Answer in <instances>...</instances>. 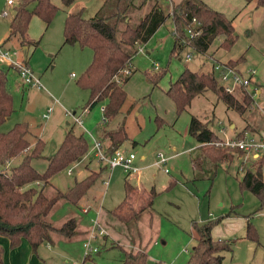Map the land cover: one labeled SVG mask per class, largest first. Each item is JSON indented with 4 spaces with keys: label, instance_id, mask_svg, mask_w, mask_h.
Here are the masks:
<instances>
[{
    "label": "rangeland",
    "instance_id": "1",
    "mask_svg": "<svg viewBox=\"0 0 264 264\" xmlns=\"http://www.w3.org/2000/svg\"><path fill=\"white\" fill-rule=\"evenodd\" d=\"M6 1L0 0V12L6 8L9 12L6 18L11 20L14 8L7 5ZM205 1L233 19L236 40L231 49L222 47L223 37H219L211 43L206 53L186 47L179 56H171L173 21L170 18L160 27L158 34L150 42L141 46L142 50L138 48L139 51L132 60L135 72L129 84L125 86L127 101L136 100L138 102L135 110L137 115L130 114L127 118L129 140L121 147L134 151L138 160L144 157L143 163L145 164L154 163L141 173L143 174L142 180H139L141 183L139 186L148 189L155 186L159 192L154 206L145 211L138 222L121 223L110 216L107 222L104 220L108 211L117 207L124 199L125 179L130 176L132 183L135 184L138 181L133 179V173L127 174L120 167L109 169L96 156L93 141L87 131L96 136L97 131L106 125L103 121L102 105L98 104L93 110L91 109L88 119L84 120L86 130L76 125L78 131L85 132V137L89 142L90 158L87 156L86 162L91 160L93 166L99 162V167H95L96 170L93 172L106 167L103 175L105 180L98 181L87 194V196L95 197L97 203L96 205L84 204L82 208V203L76 206L61 202L53 210L52 220L60 225L68 217L78 216L83 219L81 225L91 230L94 227V220L98 219L106 230V236L113 237L108 244L117 247L133 248L134 246L129 242L142 240L145 243L158 235L155 236L158 243L152 247L151 257L165 264H185L193 247L197 244L193 230L194 222L200 224L207 220L224 217L212 231L215 240H226L232 243L230 251L222 252L224 264H264V205L255 194L240 185L244 175L243 163H250L251 160L236 156L233 161L220 163L217 166L208 164L203 171L196 170L192 159L200 154L197 149L199 144L189 133L191 117L196 116L224 138H235L242 130H249L247 136L254 138L259 139L264 136V7L256 8L254 2L248 4L245 0ZM53 2L60 7V10L52 20L38 50H31L27 62L41 78L44 88H25L22 82V90L13 92L16 111L1 126L0 131L13 127L15 120L24 118L25 113L31 115L33 123H44L42 114L47 107L44 97H49L51 100L53 95L65 104L66 101L76 102V107L69 109L77 111L78 114H81L87 105L89 91L81 89L77 82L86 69L84 68L86 62L83 63L84 56L88 55L90 63L93 60L92 50L90 48H82L80 51L62 49L59 52L64 42V35L61 33L57 49L53 47L54 42H47V38L52 37L53 39L60 33V27L61 25L63 27L65 22V18L62 20L65 12L76 13L84 9V16L89 18L97 13L103 1L75 0L68 7L64 6L61 0H53ZM175 4L173 0L172 3H161L167 13L174 8ZM147 9L148 7H145L142 12L145 13ZM39 20L43 26V34L45 32L44 22ZM50 32L53 33L50 34ZM40 37L41 35L32 38L40 40ZM47 46L51 47L50 52L47 51ZM65 48L73 47L66 46ZM22 52L23 49H20L19 57L24 56ZM188 52L193 53L190 61L186 60ZM51 54L56 57H51ZM81 57L82 63L79 60ZM229 60H240L237 63L238 67L244 71L250 68L256 70L253 85H258L262 94L255 96L251 108L241 114L228 108L226 103L219 99L213 91H207L195 98L186 111L178 113L174 101L166 94L170 83L175 81L186 67L198 72H210L215 61L228 62ZM158 66L164 71H155L154 68ZM150 72H153L152 74L165 73L156 87H153L147 78ZM10 75V84L13 80L20 82L17 76L14 77L13 71ZM215 75L218 77V72H215ZM240 91L239 89L237 91L239 92L238 97L242 98ZM24 106L27 107L23 113ZM157 116L163 118L166 123L159 127ZM67 121L72 124L70 118ZM118 121L116 117L110 122L108 128L114 127ZM66 126H68L67 123ZM32 136L30 134L28 138L33 142ZM98 138L101 139L100 136ZM132 140H137L139 143L134 144ZM103 142L106 145L107 142ZM53 151L49 148V155L55 152ZM160 153L169 156L170 159L166 164L155 165ZM20 161L21 157L14 160L13 165H17ZM47 165L46 159L34 161V166L41 172L46 170ZM85 166V162L72 164V173L68 171L70 167L59 172L52 178V184L59 189L67 190L76 180L80 181L88 176L89 171ZM172 182L174 183L171 185ZM227 215L236 218L235 224H230L231 221L228 219L230 217ZM247 216H251L250 219L257 229L259 243L246 237L247 220L245 219ZM89 233L90 231L86 237ZM101 238L103 237L92 240V246H99L101 252L91 257L85 264H122L121 250L101 243ZM124 239L128 241V244ZM86 240L82 241L80 238L70 240L74 257H69L62 251L51 253L52 251L49 250L52 249H47V245L43 246L42 251L46 252L45 261L41 259L40 262L42 264H83L86 255L84 248ZM58 244L59 242L54 247L59 248Z\"/></svg>",
    "mask_w": 264,
    "mask_h": 264
},
{
    "label": "trees",
    "instance_id": "2",
    "mask_svg": "<svg viewBox=\"0 0 264 264\" xmlns=\"http://www.w3.org/2000/svg\"><path fill=\"white\" fill-rule=\"evenodd\" d=\"M61 1L68 7L75 0ZM102 1L97 13L89 18L84 16L83 9L76 13L67 12L63 43L78 44L81 48H90L93 52L92 62L77 83L79 87L89 91L86 109H93L98 104L105 105L103 118L106 125L100 128L99 134L101 141L107 142V153L111 154L129 140L125 120L116 128H108V125L121 113L127 101L125 84L131 77L128 74L131 72L132 59L139 51V45L147 43L170 18L181 37L185 34V27L194 18L200 22L201 34L192 40V46L198 52L206 53L211 43L219 37H223L221 46L231 49L236 38L233 19L205 0H182L176 3L173 17L170 12L164 10L161 0ZM245 1L248 4L254 2L256 8L264 7V0ZM145 7L148 9L143 13ZM59 10L60 7L53 0H16L7 41L16 39L21 49H37L40 40L33 39L29 32L32 19L38 17L48 27ZM174 38L171 56H179L184 46L178 38ZM29 55L30 52L27 58L23 56L27 65ZM238 61L240 60H229L227 63L238 67ZM164 74L148 73L147 78L153 87H156ZM239 90L242 98L238 97V90L234 93L228 92L213 70L198 72L186 67L179 77L170 83L166 94L174 101L178 113L186 111L196 97L213 91L228 108L243 114L251 108L255 98L245 89ZM14 111L9 69L0 67V128ZM156 120L159 121V127L166 123L159 116ZM76 125L75 123L69 126L63 142L51 156L44 154L43 139L37 138L34 144L29 140L31 131L28 122H17L8 131H0V236L9 240L11 249L17 248L23 240H27L33 253H38L43 244L54 243L55 236L71 240L79 234L78 216H70L57 225L52 220L53 210L61 202L79 206L89 190L98 181L103 180L106 167L91 172L80 181L76 180L67 190L52 184L51 180L56 174L71 167L89 152L85 132L78 131ZM248 132L249 130H242L235 138H245ZM189 133L199 144L197 149L200 154L192 159L196 170L203 171L208 164L217 166L233 161L236 156L242 158L245 155L241 149L221 144L225 138L196 116L191 117ZM20 157V163L13 165L14 160ZM39 159L48 161L44 172L34 166V161ZM250 160V163H243L244 175L240 185L255 194L264 205V154L256 158L250 157L248 161ZM124 189V199L117 207L108 211V216L121 223L138 222L143 213L154 206L159 192L155 186L148 189L136 185L128 177L125 179ZM250 217L247 216L246 237L259 243L257 229ZM223 218L207 220L200 224L194 222L193 230L197 244L185 264H224L222 252L230 251L232 243L215 240L212 236L214 227ZM117 248L123 254L122 264H165L151 259L147 248L142 245L138 248ZM4 253L5 250L0 245V264H4ZM90 259L91 257H85L82 263L85 264Z\"/></svg>",
    "mask_w": 264,
    "mask_h": 264
},
{
    "label": "crops",
    "instance_id": "3",
    "mask_svg": "<svg viewBox=\"0 0 264 264\" xmlns=\"http://www.w3.org/2000/svg\"><path fill=\"white\" fill-rule=\"evenodd\" d=\"M173 2L179 3V2H181V0H173ZM6 4L9 5L7 3V1H6ZM15 4L9 5V6L10 7L12 6V8H14V5ZM3 10H7V9L5 8ZM2 11L0 12V45L4 49H6V50H16V51L19 52V50L21 49V46H20V43H19L18 40L12 39L10 41H7L8 36H9V32H10V20H8L6 18L8 16H3L2 15ZM66 16H67V13L65 12V14L63 15L62 20L64 18L66 19ZM39 19L40 18H38V17H34L32 19L31 24H30L29 31H30V35L32 37H34V38L41 35V37H40V44H41L44 36L47 33L46 31L50 28L52 22L50 23V25L48 27L44 24V26H45V32L42 34L43 26L39 22L40 21ZM63 30H64V25H63V27L61 25V27H60V33L58 35H56L53 39H52V37L47 38V42H49V43H53L54 42V46L53 47L55 49H57L58 46H59V39H61V33L63 35ZM159 30H160V28L158 29V31L155 33V35L148 42H150L158 34ZM51 33H53V32H50V34ZM174 43H175V38L173 36V47H174ZM66 46L67 47H73V48H65ZM46 48H47V51L50 52L49 51L50 50L49 48H51V47L47 46ZM62 49H75L76 51H80V49H82V48L78 44H76V45H70V44H64V43H62V45L59 48V52ZM31 50L32 49L29 50L30 53H31ZM37 50L35 49V51H37ZM50 56L51 57H56V56H53L52 54ZM15 58H17L18 60H21V59H23V56H20L19 57V55H18ZM79 60L82 63V57L79 58ZM85 62H86V65H84L85 66L84 68H87L90 65V61H89L88 55H85L84 56L83 63H85ZM28 66L33 70V68L30 66V64H28ZM0 67L5 68V69H9V75H10V72L13 71L14 72V77L17 76L19 78V80H20V82L19 81L17 82V81H14V80H13V82L11 81L10 87H11L12 92H14V91L15 92H18V91L22 90L21 85H22L23 79L20 77V74H19L18 69L15 66H11V64L9 63L8 60L3 59L1 57H0ZM159 69H160V67H159ZM159 69H155L154 68L155 71H157ZM130 70H131L132 73L130 72L128 75H131L133 77V73L135 72L134 66H133V62L131 63ZM34 73L39 77V75L35 71H34ZM150 73H153V72H150ZM130 81L131 80L129 79V81L125 84V86L127 84H129ZM23 86L25 88L28 87V86H26L24 84V82H23ZM255 87L257 88L258 95L259 94H262V90L259 88V86L258 85H255ZM41 88H44L43 83H42V87ZM41 88H39V89H41ZM13 95H14V93H13ZM51 95L52 94H50V96ZM44 98L46 99L45 100V104L47 106L46 107V110L42 114L43 120H45L44 123H39V122L33 123L32 119L30 118L31 115H27L26 113L24 114V118H22V119L19 118V119L15 120V123L22 122V121L28 122L30 124L31 134L33 135L32 136L33 137V140H34L33 141V144L35 143V141H36L37 138L43 139L45 141L44 154L46 156H51L48 153L49 148L50 149H53L56 152L57 149L60 147L61 143L63 142L64 137H65V135H66V133H67V131L69 129V126L75 124L74 121H73V118H71L68 115V112H74V113H77V114H78V112L77 111H74L72 109H69V108H75L76 107V102L75 103H70V102L66 101V104H65L59 98H56V97L54 98L53 95L51 96V100H49V97H47V98L44 97ZM29 99H28V101H29ZM145 99H147V98L145 97ZM29 102L32 103L31 101H29ZM137 102L138 101H136V100L133 101V102H132V100L131 101H127L124 104L121 113L118 116H116V117H118V120H119L117 122L118 124L120 122H122L123 120H125L127 131H129V127H127V118H128V116L130 114L137 115V112H135V110L137 109V105H136ZM26 107L24 106L23 113L25 112ZM50 108L52 109V112L50 113V116L48 118L44 117L45 113ZM92 110L91 109L84 108V110L81 112V114H78V115H82V121H83V126L82 127L83 128H84V120H87L88 119V117L90 115L89 113H91ZM102 115H103V113H102ZM68 118L71 119L72 124H70V122L67 121ZM66 123H67L68 126H66ZM118 124H116L112 128H116L118 126ZM10 128L11 127H8V129H3V130L4 131H8ZM96 136H98V137L100 136L99 130L97 131V135ZM222 138H224V137H222ZM133 143L135 144V143H139V142L137 140H134ZM123 145H122V147H123ZM87 156H89V158H90L89 152H88V154L81 161H78L77 163L85 162L86 163V166L85 167L89 171V174H90L91 172H93L94 170H96L95 167H99V162L97 163V165L93 166L91 164L92 163L91 160H89L88 162H86ZM167 157L170 159L169 156H167ZM144 160H145L144 157H142L141 160H138V157L136 158V164L141 167V169H140L139 172L133 173L134 174L133 175V179H135L136 181H138L137 183H135L136 185H140L141 184V183H139V180H142L141 177L143 176V174H141V173L144 170H146L149 167H151V166L154 165V163L145 164V163H143ZM111 170H113V169H111ZM128 179L130 180V176L128 177ZM103 180H105V179L103 178ZM96 201L97 200L95 199V197L86 196V197H84L82 199V201L80 203H82V208H83V205L84 204H88V203H92V204L96 205V203H97ZM229 217L230 218H228V219H229V221H231L230 224H235L236 218L235 217H232V216H229ZM52 218H53V216H52ZM104 220L107 222V220H109V216L106 215ZM104 220H102V221H104ZM245 220H247V218ZM79 222H80L79 223V230H78L79 231V234L75 238H73V239L80 238L83 241V240H85L87 238L86 236H87L88 232L90 231V228L88 229V227H84V226L81 225V222H83V219H80ZM155 236H154V239H153L154 241L152 240V238H150L145 243L142 240L141 241H138V242H129V243H131V244L133 243L134 246H136L137 248L140 245H142L143 247L147 248V250H148V252L150 254L152 247L155 246L158 243V240H157V238H155ZM73 239H71V240H73ZM109 240L110 241L113 240V237L108 236V237H103V238L100 239L101 243H105V244H107V246L112 247V246H110L108 244ZM124 241H125V239H124ZM57 242H59V244H58V247L59 248H55L54 247L55 244H57ZM125 242H126V244H128V241H125ZM71 243L72 242L70 240H67V239L62 238V237L55 236V242L54 243H46V244H43L40 247L38 253H33L32 248H31V245H30V243L27 240H23L22 243H21V245L18 246L17 248L11 249L10 248V242H9V240L6 237H4V236H0V245L5 250V253H4V264H42L40 262V260L42 259L43 261H45V257L44 256H45V253H46L45 251H42V247L43 246H46V245H47V249H52V250H49V251H52L51 253H54L55 254V253H58V252L62 251L64 253H66L67 256H69V257H72L73 256L74 257L73 247H72ZM46 251H48V250H46ZM150 258L153 259V260H155V258L153 256L151 257V255H150Z\"/></svg>",
    "mask_w": 264,
    "mask_h": 264
},
{
    "label": "built area",
    "instance_id": "4",
    "mask_svg": "<svg viewBox=\"0 0 264 264\" xmlns=\"http://www.w3.org/2000/svg\"><path fill=\"white\" fill-rule=\"evenodd\" d=\"M164 3H172V0H161ZM9 5L16 3V0H7ZM171 16L173 17V9L170 11ZM3 16H8V10L2 11ZM200 22L194 18L187 27H185V34L181 37V34L177 30L176 26L173 25L172 34L174 37L180 40V43L184 48L189 47L195 49L192 46V40L201 34ZM142 45L139 46V49L142 50ZM19 55V52L16 50H6L0 45V57L9 61L11 66H15L20 74V77L23 79V82L28 87H42L41 79L34 73V71L24 63L23 59L18 60L15 58ZM193 58V53L188 52L186 55V60L190 61ZM155 69H159V66ZM213 72H218V79L224 85L225 89L234 93L238 89H245L253 98L258 95L257 88L253 85V79L256 75L255 69L242 70L241 68L230 65L227 62H217L212 68ZM129 73V71H126ZM104 106L102 105V113L104 111ZM52 109L50 108L44 115L48 118ZM68 115L73 118L74 123L79 126H83L82 115H78L74 112H68ZM104 117V116H103ZM104 121V118H103ZM86 130V129H85ZM92 141H93V150L96 152V156L100 161L104 162L109 169H115L117 167L122 168L127 174L139 172L141 167L136 164L137 155L134 151L123 149L122 147L117 148L113 153L108 154L106 150V145L101 141L100 138L96 137L93 133L88 132ZM223 145L230 146L231 148H238L245 152L244 159L247 160L250 157H258L259 155L264 154V137L254 138L252 136H246L245 138H229L226 137L223 142ZM168 157L163 153L158 155V159L155 162L156 165L166 164ZM72 173V167L68 169ZM167 171V169H166ZM106 230L100 224L98 219L94 220V227L90 230L89 236L86 238L84 248H85V257H94V255L101 252L99 246H92V240L98 239V237H103L106 235Z\"/></svg>",
    "mask_w": 264,
    "mask_h": 264
},
{
    "label": "water",
    "instance_id": "5",
    "mask_svg": "<svg viewBox=\"0 0 264 264\" xmlns=\"http://www.w3.org/2000/svg\"><path fill=\"white\" fill-rule=\"evenodd\" d=\"M28 52H29V48L28 47H24L23 48V54H24V57L27 58L28 57ZM82 159H80L79 161H81Z\"/></svg>",
    "mask_w": 264,
    "mask_h": 264
}]
</instances>
